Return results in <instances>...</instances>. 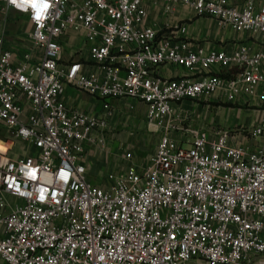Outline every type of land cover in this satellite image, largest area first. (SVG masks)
I'll return each instance as SVG.
<instances>
[{
  "label": "built area",
  "instance_id": "2783aa9c",
  "mask_svg": "<svg viewBox=\"0 0 264 264\" xmlns=\"http://www.w3.org/2000/svg\"><path fill=\"white\" fill-rule=\"evenodd\" d=\"M146 1L0 0L3 264H264V121L247 145L221 132L194 131L180 141L165 134L146 164L126 154L123 171L92 183L89 152L104 147L111 101L142 103L156 127L182 103L218 93L225 104L264 108V51L228 55L160 39L145 26ZM159 3L167 15L190 8L264 39V6L253 0L239 8L228 0ZM13 15L32 28L33 51L20 63L8 42ZM70 32L83 33L87 56L65 63ZM165 66L192 76L163 80ZM68 87L103 111L72 109Z\"/></svg>",
  "mask_w": 264,
  "mask_h": 264
},
{
  "label": "rangeland",
  "instance_id": "374dc122",
  "mask_svg": "<svg viewBox=\"0 0 264 264\" xmlns=\"http://www.w3.org/2000/svg\"><path fill=\"white\" fill-rule=\"evenodd\" d=\"M7 28L8 42L15 49L17 63L24 62L25 57L33 51L29 40L32 28L27 19L21 15H13ZM83 34L82 32H78ZM79 42L70 41L65 47L64 61L68 63L79 60L76 51L80 49ZM75 94L84 102L97 104V100L75 88ZM210 100V99H209ZM208 102L193 103L186 101L181 104V110L169 121L157 125H149L146 121V107L137 101L125 99L109 102L107 111L108 128L104 133V147L89 152V175L94 185H100L109 172L124 170L127 162L126 154H132L135 164H146L155 154L160 138L173 133V138H191V132L204 130L228 134L247 145L252 139L253 131L264 121V108L253 104H218L214 109H206ZM100 113L103 107L100 106ZM209 129V130H208ZM188 131V132H187ZM184 148H189L188 144Z\"/></svg>",
  "mask_w": 264,
  "mask_h": 264
},
{
  "label": "crops",
  "instance_id": "0c3cea01",
  "mask_svg": "<svg viewBox=\"0 0 264 264\" xmlns=\"http://www.w3.org/2000/svg\"><path fill=\"white\" fill-rule=\"evenodd\" d=\"M247 1L248 0H228V3L231 7L239 8L245 5ZM253 1L255 2L257 9L264 6V0ZM145 4L149 13L145 26L155 29L159 33L160 39H180L188 42L192 49L203 48L205 50L225 52L228 55H231L241 47H247L253 53L264 51V39L260 36L251 35L249 33H237L230 27H223L215 20L206 17H198L190 8L179 7L174 14L167 15L165 14L163 3L154 5V0H147ZM74 40L79 42L81 47L76 51V54H78L77 58H81V55L79 54L81 51L86 57L87 45L85 43V36L81 33L70 32L68 34L63 43L64 52L66 44ZM75 61H77V59ZM237 72L238 71L236 70L230 76L225 75V77H234ZM158 76L163 80H173L177 78H189L192 74L173 66H165L160 69ZM221 99L222 95L221 93H218L207 101L208 103L205 108L209 110L214 109L220 103L225 104ZM66 102L76 111L86 114H100L101 104L98 101L97 104L89 101L84 102L80 96L77 98L75 90L71 87L67 88ZM237 104L243 105L244 101L239 100ZM167 134L173 138V133L167 132ZM176 140L178 141V139ZM0 264H3L1 260Z\"/></svg>",
  "mask_w": 264,
  "mask_h": 264
},
{
  "label": "snow or ice",
  "instance_id": "6c2138e0",
  "mask_svg": "<svg viewBox=\"0 0 264 264\" xmlns=\"http://www.w3.org/2000/svg\"><path fill=\"white\" fill-rule=\"evenodd\" d=\"M34 7H35V5H33ZM42 7H43V9H47L48 7H49V5L47 4V3H44L43 5H42ZM40 17H39V14L37 15V17H36V19H39Z\"/></svg>",
  "mask_w": 264,
  "mask_h": 264
},
{
  "label": "clouds",
  "instance_id": "9594fccd",
  "mask_svg": "<svg viewBox=\"0 0 264 264\" xmlns=\"http://www.w3.org/2000/svg\"><path fill=\"white\" fill-rule=\"evenodd\" d=\"M10 3L16 4V0H10ZM17 7L23 8L24 5L23 4H17Z\"/></svg>",
  "mask_w": 264,
  "mask_h": 264
}]
</instances>
